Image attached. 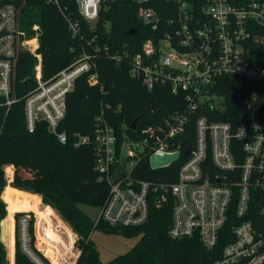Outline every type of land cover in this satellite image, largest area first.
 Segmentation results:
<instances>
[{
  "label": "built area",
  "instance_id": "built-area-1",
  "mask_svg": "<svg viewBox=\"0 0 264 264\" xmlns=\"http://www.w3.org/2000/svg\"><path fill=\"white\" fill-rule=\"evenodd\" d=\"M74 1L82 18L95 21L102 4L116 0ZM132 1L138 5L140 20L152 30L161 22L153 2L173 5L174 15L164 20L170 28L142 42L131 56L129 74L149 91L157 84L169 85L172 94L183 96V105L155 124L132 128L134 135H117L103 116L96 119L92 134L73 133L74 146L94 147L98 178L108 186L106 202L95 222L140 226L147 220L152 195L160 204L169 192L173 206L168 235L196 237L205 248L212 249L233 207L237 217L230 228L233 239L213 264H264V221L258 220L256 227L250 212L251 197L257 191L264 192V64H254L250 59L258 53L256 46L264 44V0H200L198 5L189 0ZM22 3L0 0V105L10 106L16 100L15 64L18 54L28 51L36 64L35 85L23 95L26 128L32 131L41 120L58 141L65 143L67 134L57 128L65 115L66 98L78 77L85 76L89 84L100 83L95 60L100 47L96 36L84 39L79 22L68 17L71 35L83 40L88 49L82 48L67 65L44 78L38 33L27 35L20 28ZM260 55L264 60V53ZM222 77L235 78L244 86L242 114L234 126L212 119L227 109L223 96L214 89ZM190 129L193 146L182 148ZM186 149L190 151L177 159L183 161L171 184L133 176V168L145 152L149 161L153 153L182 154ZM258 213L264 216V201ZM15 237L33 264H52L31 245L28 215L18 219L14 242ZM71 247V254L66 248L61 255L62 264L77 260L79 250L73 241ZM66 254L69 262L63 258Z\"/></svg>",
  "mask_w": 264,
  "mask_h": 264
},
{
  "label": "trees",
  "instance_id": "trees-1",
  "mask_svg": "<svg viewBox=\"0 0 264 264\" xmlns=\"http://www.w3.org/2000/svg\"><path fill=\"white\" fill-rule=\"evenodd\" d=\"M189 1L193 5L200 3V0ZM152 5L161 18L157 30L150 29L140 20L137 14L138 5L132 0L105 2L95 21L82 18L74 0H56V3L53 0H23L20 7V28L27 35L38 33V51L41 53L44 78L67 65L82 48L88 49L83 40L71 35L67 27L68 17L79 22L84 39L96 36L95 40L100 47L95 57L100 83L89 84L85 76L78 77L66 98L65 115L57 128L67 134L65 143L58 141L41 120L36 122L32 131L26 128L23 95L35 85L36 64V58L28 51H21L15 64L16 100L10 106L0 105V192L6 184L4 167L12 165L14 172L10 185L18 190L38 194L41 202L53 208L71 230L77 233L75 244L79 254L75 264H213L221 256L224 245L233 239L230 228L237 221L233 207L212 249L205 248L196 237L171 238L168 229L173 198L169 192L165 193L166 199L160 204H157V197L152 195L148 204L147 220L137 227L110 226L101 220L94 222L77 207L83 203L101 208L107 199L108 186L98 178L94 147L74 146L73 133L92 134L96 119L103 116L117 135H134V130L130 128L133 121L134 129H140L159 122L164 115L183 105V96L172 94L169 85L157 84L149 91L139 79L129 74L131 56L139 51L146 38L168 30L170 27L164 20L175 13L172 4L156 1ZM34 25L37 26L36 30L33 29ZM130 29L133 33L127 34ZM256 49L258 53L250 56L251 62L262 65L264 60L260 53H264V44L256 46ZM218 80L219 86L214 89L223 96L227 109L214 114L212 119L228 121L234 126L242 114L245 99L243 82L229 77ZM185 146H193V129H190L187 139L181 142V147ZM38 158L40 164L36 163V171L30 173L26 167ZM182 161L183 159H179L167 166L152 169L145 152L135 164L132 173L134 177L142 180L171 184L176 180ZM21 167L24 168L21 170ZM8 171L10 167L7 168ZM31 196L32 202L29 206L37 204L36 196ZM251 200V217L254 225L258 227L257 221H264V216L258 213L264 201V192H255ZM51 208L43 206V214L48 219L44 221L56 233L59 244L62 240L56 227L64 224L58 221L54 225ZM13 213L8 211L9 223L3 219V242L7 250H11V255L14 244V264H33L20 250L17 238L15 237V242L13 240V218L10 228V215ZM4 214L5 203L0 198V221ZM23 215H28V234L33 247L32 213L15 211V227ZM44 226L40 232L46 242L50 232ZM92 230L121 234L126 238L138 237V240L127 252L103 262L90 238ZM66 233L70 235V231L66 230ZM3 242L0 241V264H8ZM35 251L43 257L40 251ZM67 253L71 254L70 250ZM44 260L47 262L45 257ZM65 260L69 262L70 256L67 255ZM50 261L60 264L53 255Z\"/></svg>",
  "mask_w": 264,
  "mask_h": 264
},
{
  "label": "rangeland",
  "instance_id": "rangeland-1",
  "mask_svg": "<svg viewBox=\"0 0 264 264\" xmlns=\"http://www.w3.org/2000/svg\"><path fill=\"white\" fill-rule=\"evenodd\" d=\"M36 152L38 153L37 150H36ZM36 163L40 164L39 158L36 161L32 162L28 167H26V169L30 173H32L33 171L35 172L36 171ZM127 166H129V164H127ZM8 167H10V171L7 172ZM22 168H24V167H21V170H22ZM13 172H14V167L12 168L11 165H7L4 167L6 184L0 192V198L5 203V214H4L2 219L5 218V222L9 223V217L7 215L9 210H11L12 213L13 212L15 213V211H22V210H26V209L32 210L33 211V212H31L33 215V223H32L33 226L32 227H33V237H34L33 247L37 251L39 250L41 252V254L47 259V261L51 262L50 261L51 255H53L57 258V260L60 262V264H62L63 261L61 259V255H63L66 252V250H65L66 248L69 250L72 249V247L70 248V245H71L72 241L74 244L76 243V240L78 238L77 233L72 231L71 228L63 221L65 223L64 226L61 225L60 227H56V229L58 230L57 232H58V234L62 240L61 243L57 244L58 243L57 235L53 230H51V228L49 227V224L45 223L47 217L45 214H43V206H39V201L37 200V204H35L33 206H29L32 202V196L31 195L20 192V191H16V190L8 187L10 185ZM21 205H26L29 207L28 208H22V207H20ZM47 206H49V205L44 204V207H47ZM77 207L80 208L82 211H84V213H86V215L92 221L95 222L97 215L99 213L98 207H92V206H89V205H86L83 203L78 204ZM52 209L53 208H51V210ZM53 210H52V212H53ZM24 212H27V211H24ZM14 213L12 215H10V217H11L10 228L12 225V218H13V228H12L13 236H14V227H15V220L13 217ZM52 221H53L55 226L58 224V220L53 218ZM48 222L49 221H47V223ZM53 223H51L50 225L52 226ZM42 226H44L50 232V235H48L49 239L47 238L46 242L44 241L43 235L40 232L42 229ZM45 228H44V230H45ZM65 228H67V229H65ZM66 230L70 231V235H72V236H70L69 233L67 234ZM90 238L94 242V244L96 245L98 252H99V258L103 262L110 260L111 258H113L114 256H116L118 254H122L124 252H127L138 240V237L126 238V237H123L121 234H108V233L101 232L99 230H92V232L90 233ZM2 242H3V240H2ZM3 245L5 248V254H6L8 264H14V250L15 249L13 248V252L11 255L10 254L11 250H7L4 242H3ZM75 251H76V248L74 247V252ZM66 256H67V254L64 255L63 258L65 259ZM52 264H54V262ZM55 264H57V263H55Z\"/></svg>",
  "mask_w": 264,
  "mask_h": 264
},
{
  "label": "water",
  "instance_id": "water-1",
  "mask_svg": "<svg viewBox=\"0 0 264 264\" xmlns=\"http://www.w3.org/2000/svg\"><path fill=\"white\" fill-rule=\"evenodd\" d=\"M133 30L130 29L127 31V34H132ZM106 86L105 84L103 85V89L105 90ZM135 121H133L130 125V128H134ZM189 149H186L183 151L182 154L179 152H175L172 154H164V153H153L149 157V166L152 169H157L164 167L166 165H169L173 162H175L180 156L181 157H186L189 153ZM4 236V230H3V219L0 221V241L2 242ZM78 258V257H77ZM76 262V261H75ZM75 264V263H74Z\"/></svg>",
  "mask_w": 264,
  "mask_h": 264
},
{
  "label": "crops",
  "instance_id": "crops-1",
  "mask_svg": "<svg viewBox=\"0 0 264 264\" xmlns=\"http://www.w3.org/2000/svg\"><path fill=\"white\" fill-rule=\"evenodd\" d=\"M11 167L13 168V166L11 165ZM13 176V175H12ZM12 180V179H11ZM9 188H11V189H14V190H16V191H20V192H23V193H26V194H29V195H33V196H36V198H37V200L39 201V206H44V204L41 202V197L38 195V194H35V193H31V192H27V191H24V190H18V189H16V188H13V187H11L10 185L8 186ZM47 207H49V206H47ZM50 208V207H49ZM53 210V209H52ZM22 211H30V212H33L32 210H30V209H26V210H22ZM55 216H56V218H55ZM52 217V219L54 218V219H58V221H61L63 224H65L64 222H63V220L61 219V217L59 216V214H57L54 210H53V215L51 216Z\"/></svg>",
  "mask_w": 264,
  "mask_h": 264
}]
</instances>
